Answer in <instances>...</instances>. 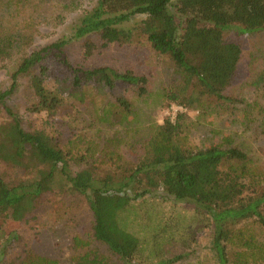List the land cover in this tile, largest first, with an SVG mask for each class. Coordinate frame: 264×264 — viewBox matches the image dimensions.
Here are the masks:
<instances>
[{"label":"trees","instance_id":"16d2710c","mask_svg":"<svg viewBox=\"0 0 264 264\" xmlns=\"http://www.w3.org/2000/svg\"><path fill=\"white\" fill-rule=\"evenodd\" d=\"M69 30L15 59L11 88L0 91V105L8 117L0 122V162L26 171L24 178L13 182L0 174V264H56L31 249H25L16 263L4 259L8 245L18 238V227H5L6 223L21 222L40 195L53 191L56 174L67 184L65 190L87 202L93 215L92 231L86 237H73L75 248L86 249L95 242L120 264L179 260L182 253L146 260L139 237L120 221L132 200L161 188L174 199L192 204L207 220L214 264L263 262L264 179L260 169L240 145H190L183 123L188 119L187 110L201 107L205 99L230 100L225 91L233 81L242 50L238 40H227L226 31L262 34L259 40H264V0H97ZM23 34L20 30L10 46L19 48ZM137 36L160 59L171 61L177 78L166 88L165 101L181 105L185 111H178L173 120L165 117L162 123L148 126L144 153L132 166L127 159L128 168L115 164L116 171L100 174L96 163L89 161L100 144L82 135L65 143L53 134L48 121L70 111V106L93 107L99 98L111 107L109 116H120L118 121L130 126L126 120L131 103L126 93L146 94L149 77L121 63L86 62L99 57L108 44H133ZM72 50L80 54L74 60L69 58ZM259 51L264 53V41L259 42ZM20 74L29 76L36 99L28 111L36 116L44 113L47 119L43 123L29 124L5 105ZM260 83L264 84V74L255 84ZM98 116L102 122L103 114ZM108 145L112 144L104 147ZM112 152L105 153L104 164L113 163ZM82 162L84 167L72 169ZM133 182L140 188L129 195L127 188ZM106 253L84 251L76 264H104Z\"/></svg>","mask_w":264,"mask_h":264},{"label":"rangeland","instance_id":"374dc122","mask_svg":"<svg viewBox=\"0 0 264 264\" xmlns=\"http://www.w3.org/2000/svg\"><path fill=\"white\" fill-rule=\"evenodd\" d=\"M96 2L0 0V91L11 88L15 59L23 52L67 35L71 23ZM28 28L31 32H26ZM20 30L23 40L19 49L10 44L16 41ZM30 34H34L32 39ZM225 36L227 40H238L242 50L233 81L225 91L230 100L208 98L201 107L187 110L188 119L183 123L186 129L183 132L190 145L199 148L213 144L224 147L240 145L252 157L264 179V84H255L258 77L264 74V53L259 51V42L264 40H259L262 34L238 35L236 30L226 31ZM141 38L135 37L133 44H108L99 57L86 62L87 65L121 63L149 77V88L143 96L125 92L131 103V112L126 120L130 126L124 127L118 121L120 116H109L111 107H106L108 102L102 104L99 98L94 101L93 107L88 104L69 105L70 111L56 115L53 122L51 117L48 121L53 125V134L65 143L82 135L100 144L89 160L91 164L96 163L100 174L116 171L115 164L126 166L127 159L131 160L128 164L132 166L144 153L143 138L149 136L148 126L162 123L165 117L173 120L178 111H185L181 105H167L165 101L166 88L177 78L171 61L160 59ZM72 51L69 58L74 60L80 54L77 56L76 51ZM28 77L26 74L17 76L16 84L5 97V105L20 114L27 123L38 125L47 117L44 113L36 116L28 111V107L36 102ZM98 114H103L102 122L98 120ZM7 118L0 105V122ZM105 143L112 145L104 147ZM111 151L113 163L104 164L105 153ZM85 165L84 162L74 164L72 169ZM0 174L13 182L24 178L26 171L0 162ZM28 175L33 176L32 173ZM52 187L53 191L39 196L34 209L21 222L6 223L5 227H18V238L8 245L4 255L7 262L16 263L25 249L49 257L56 264H76L84 251L107 252L104 246L95 242L86 249L73 246V237H86L92 231V212L84 199L80 200L77 195L65 190L67 184L60 175L54 176ZM139 188L140 184L133 182L132 188H127L128 194L133 195ZM120 221L123 227L139 237L142 254L148 261H155L157 256L174 257L182 253L179 260L170 264H214L212 232L207 220L197 213L192 204L174 199L161 188L132 200L131 206L120 214ZM106 254L104 264H120L111 254ZM257 264H264V261Z\"/></svg>","mask_w":264,"mask_h":264}]
</instances>
